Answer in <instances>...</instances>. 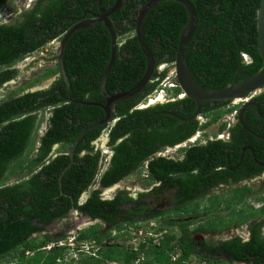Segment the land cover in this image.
Here are the masks:
<instances>
[{
    "label": "trees",
    "instance_id": "obj_1",
    "mask_svg": "<svg viewBox=\"0 0 264 264\" xmlns=\"http://www.w3.org/2000/svg\"><path fill=\"white\" fill-rule=\"evenodd\" d=\"M148 1L124 0L116 17L109 19L113 27L117 26L121 32L117 34L116 58L106 82L108 95L129 92L146 72L147 58L141 50L135 29L138 15ZM190 1L197 9L199 19L186 55L195 82L207 91H216L234 83H243L256 75L263 67L258 48L257 25L261 0ZM115 2L103 0V7L109 10ZM99 4L100 0H38L33 10L19 16L11 25L0 24V89L17 78L19 71L15 67L20 62L42 51L54 40L64 38L86 13L88 19L97 18L100 14ZM12 5L13 0H0V14ZM188 22L187 9L173 1L158 5L148 15L144 37L156 62V72L164 63L175 64L180 38ZM124 39L126 42L120 45ZM112 44V34L104 23L75 33L67 41L63 56V68L69 83L58 62L56 69L48 70L34 82L13 93L9 99L0 102V264H100L102 260L133 264L141 254H144L142 264H194L193 259L197 260L196 264H264V239L260 235L264 223L254 225L251 229L253 238L249 242L244 243L238 239L222 243L217 248L213 247V242H206L199 249V243L193 240L190 233L192 222L189 221L160 222L157 232L167 233L159 247L151 240L149 249L142 244L138 253L115 244L101 250L102 260H91L85 253L79 252V261L74 262L68 256L75 252H69L66 247L42 250L51 243L67 238L65 233L52 237L46 232L55 222L66 221L72 210L103 224L77 232L76 240L80 245L93 241L98 244L117 241L136 224L135 221L121 220L122 216L129 218L125 205L135 203L124 192L113 200L104 201L101 192L94 191L84 205H79V200L95 184L101 172L102 154L95 150L93 143L109 125L88 132L80 140L74 163L66 171L71 164L70 154L77 138L106 118L105 110L99 106L70 102V92L77 101L106 104L102 84L111 62ZM167 75L168 72H164L161 78ZM56 76L59 78L51 88L25 93L44 80ZM158 88L160 82L155 83L151 93ZM181 92L178 88L173 95L177 96ZM147 95L139 100V96L130 97L118 102L114 108L113 119L118 121L109 135L111 146H115L114 155L109 170L101 179L102 187H111L131 175L142 174L144 165L158 150L156 135L147 136L143 131L145 120L152 109L133 111ZM254 101L260 105L264 115V93ZM228 104L231 102L225 105ZM226 106L222 111H206L204 117L210 119V122L205 128L217 125L226 115L240 107ZM195 108L196 105L192 104L184 117H190ZM47 110L51 111L47 121L48 131L40 137L39 130ZM254 119L253 126L258 129V123L263 121L258 120L256 114ZM249 121L246 123L251 127ZM167 125L174 126L171 123ZM226 128L227 125H223L221 131ZM154 131L159 132L156 128ZM243 132L242 125L238 124L233 130V141L230 144L217 142L212 146L193 148L187 160L179 165L166 159L152 161L150 170H146L150 178L147 184L164 181L168 188L176 187L179 183L171 175L181 173L184 181L179 185L182 186L179 195H182V201L186 204L196 199L198 194L204 195L208 185L217 186L231 180L234 183L248 179L250 166L246 161H241V152L246 145L252 146L254 151L256 147L246 141ZM262 134L264 136V132ZM39 138L40 147L36 149ZM187 138L167 140L164 144L178 143ZM56 145H61L62 155L52 160L50 155ZM224 148L230 150L232 169L238 168L231 176L212 167L218 164L215 160L221 159ZM208 158L210 166L204 163ZM38 168L41 170L38 171ZM263 171L264 168H258L251 175ZM15 177L20 180L13 184L11 181ZM228 177H231L230 180ZM252 191L250 188L233 190L226 205L217 195L210 199L209 204L185 207L183 214L178 216L209 215L207 220H201L194 232L210 233L234 226L241 227L252 219L264 217V207L259 211L246 209L245 198L250 197ZM224 211L230 213L224 217L218 216ZM147 220L159 222L158 216L148 217L144 221ZM103 228L110 229L103 232ZM27 252L34 255L27 257ZM219 255H225L227 261L219 258ZM174 257L178 259L173 260Z\"/></svg>",
    "mask_w": 264,
    "mask_h": 264
},
{
    "label": "flooded vegetation",
    "instance_id": "obj_2",
    "mask_svg": "<svg viewBox=\"0 0 264 264\" xmlns=\"http://www.w3.org/2000/svg\"><path fill=\"white\" fill-rule=\"evenodd\" d=\"M150 1H148L147 3H149ZM37 2H38V0H37ZM37 2H36V4H37ZM147 3H146V5H147ZM35 6L32 8V10L35 8ZM8 7H10V6H8ZM142 9H141V11H142ZM99 11H100V9H99ZM141 11H140V13H141ZM2 13L0 14V19H1ZM116 14L117 13L111 15L109 17V19L116 17ZM22 15H20V16H22ZM87 15L88 14L86 13L82 18H80V23H83V22L88 21V20L96 19V18L88 19ZM98 16L99 15H97L96 17H98ZM3 23L4 22H1V20H0V24H3ZM11 24L12 23H10V25ZM110 24H111L112 29L115 33L116 38H117L118 37L117 34H119L121 31L119 30V28L117 26L113 27L111 21H110ZM104 25H106V24L104 23ZM115 30L117 31V33L115 32ZM135 35H136V29H135ZM63 39L64 38L58 39L60 41L59 43L61 46L63 43ZM58 40H54L51 43H55ZM125 42H126V39H124L123 43H120V45H123ZM60 49H61V47L59 48V50ZM59 50L56 53L58 61H59V53H60ZM36 53H38V52H36ZM32 56H30V57H32ZM30 57H27L26 59H28ZM166 70H167V68L165 67V64H162L157 69V72H156V67H155L151 81L137 95H135V96H139L137 98V100H139L141 97L148 94L145 97V99L137 107H135L133 109V111L152 109V113L149 114L145 120L146 127L144 128L143 131L146 133L147 136L148 135L152 136L154 134L156 135L155 144L158 147V150L155 151V153L152 155V157L144 165L146 170L147 171L150 170V165H151L150 163L156 159H166L167 161H171L174 164L179 165V164H182V162H185L187 160L188 153L193 148L212 146L213 144H215L217 142H223L226 144H230L233 141V130L237 128L238 124H241L243 127V130H244L243 135L246 136V138H245L246 141H250L251 143L255 144V147H256V150L254 151L252 146L246 145L242 148V152H241L242 153L241 154V161H246L248 163V165L250 166L248 169V172L250 173V177L248 179H243L240 181H236L234 183H232L233 181L231 180V181H229V183H220L217 186L208 185V186H206L207 188L204 190V195L198 194L196 199L190 200V201H188V203L184 204L182 201V195H179L181 193V190H182V186H179V185H181L184 181L183 175L181 173L171 175L179 183L176 187H172V188H168L167 186H165L164 181L153 182L152 184H147V182L150 181V178L147 176L146 180H143V181L146 182L147 186H150L149 187L150 189L148 191L139 190V191L135 192V194H137V196H133L132 194H129L130 190H126V188L124 190H122L121 188H117V190H119V192L116 193L114 197L119 195V193L124 192L127 194L128 198L131 201L135 202L134 204H126L125 205V211L127 212V214H129V218L126 219L124 216H122L121 220L123 222L135 221L136 223H138L140 221H144L148 217L158 216V219H159L158 225H160L159 224L160 222H162V223H167V222L183 223L184 222L185 223V222L191 221L192 224L190 225V233H191L192 237L196 236L193 238V240H195L196 242L199 243V245H198L199 249L201 246H204L206 244V242H213L214 243L213 247H215V248L219 247L222 243L231 242V241H235L238 239L242 240L244 243L249 242L253 238V234H252L251 229L256 224L258 225V224L264 223V217L252 219L249 223H247L241 227L234 226L233 228L228 229V230H224V231L220 230L219 232L212 231L210 233H203V232H199V231L194 232V230L200 226L201 220H203V219H201L200 215L196 216V217H194V216L179 217L178 215L183 214L182 210L185 207H187V208L194 207L195 205H198L199 203L209 204L210 199H212L213 197H215L217 195L220 197L223 204L226 205L228 203V200L231 199L230 197L232 196L233 190L239 191V190H243L245 188H250L253 190L252 193L250 194V197H248L247 199L245 198L246 209L249 211H259L264 207V200H263L264 199V190L256 195L254 192L255 189L252 186V185H254L255 187H257V185H261L264 182V171L262 173H257L255 175H251L254 171H257L258 168H264V145H263L264 144V136L262 134L264 132V115L261 112L260 105L254 101L256 97H258L264 93V88L262 89V91L260 93H257L256 95H253L252 97L248 98V100H249L248 103L254 104V105H251L245 109V111L243 112L242 118L240 117L241 112H242V107L244 106V104L246 102L244 104H241L239 109H237L233 114L229 113L228 115H226L224 117V119H221L219 122L220 124L218 123L219 124L218 129L220 132L214 137V135L211 136L209 134L208 130H209V128H212L213 126H216V125H212L208 128H205V125L210 122V119H206V121H203V120H201L200 117H202V116L204 117V114L206 113V111L214 112L215 110H218V109H219V111L224 110L225 106H226L225 105L226 102L209 103V104L202 105L200 108V114L197 117L193 118L197 112V104L191 99H190L191 101H187L186 99H189V98L184 93L180 97L176 96L177 98H172V96H171V92H172V94H174V90H169L170 93H167V94L165 93V96H162V97L154 96L157 89L153 93H151L152 92L151 90L154 88L155 83L160 82V85H161L162 80H163L161 78V76L164 72H167ZM146 71H147V68H146ZM145 74H146V72H145ZM145 74H144V76H145ZM168 77H169V74L167 75L166 78H168ZM122 93H127V92H122ZM118 94H121V93H116L112 96H116ZM123 100H125V99H123ZM123 100H120V101H117L114 103L113 115H114V108H115L116 104L118 102L123 101ZM234 103L235 102L232 101L231 104H228L226 107L231 108L232 106H234ZM96 104H98V103H96ZM106 104H107V102H106ZM106 104H104V105H106ZM192 104L196 105L195 112L188 118L184 117V115H186L189 112V110L191 109ZM99 105H103V104H99ZM255 105L259 106L260 112ZM252 112H255V113H252ZM254 114L257 115L258 120L263 121V123H258V129L253 126L252 121L255 120ZM251 116H252V118H251ZM248 119L251 120V121H249L251 127L248 126L246 123ZM117 121H118L117 119H113V117H112L111 123L107 124L109 126L103 132V135L107 132L106 146L111 151V154L110 153L108 154V157L106 160L107 164L104 166L106 168L104 170V175L109 170L110 163L112 160L111 157H113V155H114L113 148L115 146H111V141H110L109 135H110L111 129L115 126ZM242 121H243V123H242ZM167 123H171L174 126L170 127L167 125ZM223 125H227V128L225 130L221 131V127ZM155 128H156V131L159 130V132H155L154 131ZM256 129H257V132H256ZM41 130L42 129L39 130L40 137L44 136L45 132L48 131V125L45 128V130L42 131V133H41ZM193 131H195V132L192 133ZM189 135H191V136L188 137ZM184 137H186V138L188 137V138L185 139L184 141H181L178 143L177 142L174 144L169 143L168 145L164 144V142L167 140L176 141V140H178L180 138H184ZM252 138H253V140H252ZM99 139L97 141H99ZM97 141H95L93 143L94 147H96ZM40 143H41V139L39 138L36 142V149H38L40 147ZM55 147L61 148V145H56L53 147L52 153L50 155L52 160H54L58 156L62 155V153H60V151L58 152V154H56L58 156L54 155V148ZM95 150L101 152V150H99L97 148H95ZM223 151H222L223 154H222L221 159L218 161L215 160V162H217L218 164H216L214 162L215 165H213L212 167L214 170L225 171L226 175L231 176L232 174H234L235 171H237L238 168L232 169V167H231V165H232L231 164V155L229 154L230 150L228 148H224ZM36 152H37V150L35 151V153ZM101 154H102V158H103V156L105 155L104 152L103 153L101 152ZM248 154H250L249 157H247ZM215 156H216V154H215ZM109 158H111V159L108 161ZM253 161L256 164H254ZM101 162H102V160H101ZM204 163H205V165L209 164V166H210L209 158L207 161H204ZM244 167H246V166H244ZM39 170H41V168H38V171ZM195 173H197V172H195ZM210 178L212 179V175L210 176ZM230 178L231 177H228V180H230ZM100 182H101V180L100 181L97 180L95 182V184L93 185V187L97 186V188H95L93 191H90L93 188V187H91V189L88 192L83 194V196L79 200V205H81V206L84 205L88 201V199L90 198L91 193L94 191H100L101 192V199L104 201H107L108 199L105 198L106 192H108L110 190V193H111V192H113L111 190L112 188L114 189L116 186H119V183H118L117 185H114L111 187H102ZM194 186H195V184H194ZM194 190H196V189H194ZM196 192H197V190H196ZM256 205H258V208ZM222 207L225 208L226 206H222ZM229 213H230V211H224L222 213H219L218 216L224 217V216H227ZM77 215H79L80 218H77L78 220L76 221V219H74V217H76ZM161 217H163V218H161ZM209 217H210L209 215H206V218H204V219L207 220ZM86 219L88 220L89 225H90L88 228H91V227L96 226L98 224L103 225L102 222L99 220H92L89 216L80 215V213H78V211L72 210L69 213L68 218H66V221H70V224L66 223L69 225H67V228L65 229V231L63 230L61 233L66 234L71 229H74V228L78 229L79 226L82 225L83 222H87ZM64 221H61V222H64ZM195 221H196V223H194ZM57 222H59V221H57ZM83 224H85V223H83ZM202 224H203V222H202ZM53 225H50L47 228V230H49ZM109 229L110 228H108L105 231H108ZM135 230L136 229H132V228L128 229L127 231H125L126 235L122 238H126L127 240L128 239L131 240L134 237L133 233ZM105 231H103V232H105ZM61 233H59L56 236H59ZM166 233H167V231H163V232H160L159 234H156V236H158V238H156L155 240L158 243H156L155 245H157L159 247L160 241L162 239V237H159V235L164 236ZM260 233H261L260 234L261 238L264 239V224L260 230ZM212 234L215 235L214 236L215 239L209 240V241H204L203 237L208 236V235L210 236ZM200 238H202V239H200ZM115 244H117V241H108V242H106V244H98V247H96L95 250H92L93 251L92 256L88 255V254H86V255L89 256V258L91 260H102L101 255H100L101 250H103L105 248V246H114ZM118 245H120V244L118 243ZM122 246L125 247L123 244H122ZM146 249H149V246H146ZM219 258H223L224 260L227 261L225 255H219ZM72 260L74 262H78L79 257L75 254V259H72ZM107 262H109L110 264H122V262H120V261L118 262V261H103V260L101 261L100 264H106Z\"/></svg>",
    "mask_w": 264,
    "mask_h": 264
},
{
    "label": "water",
    "instance_id": "obj_3",
    "mask_svg": "<svg viewBox=\"0 0 264 264\" xmlns=\"http://www.w3.org/2000/svg\"><path fill=\"white\" fill-rule=\"evenodd\" d=\"M124 0H116L115 5L113 8L110 10H106L103 7V0H100L99 4V9H100V14L99 16L94 19V20H88L83 23L78 24L75 26L68 34L65 35L63 39V43L61 46V49L59 50V61L61 63L62 67V73L65 77V80L67 83L68 79L66 77V73L63 68V56L66 48V43L67 41L77 32L88 29L90 27H94L99 25L100 23H105L106 27L109 29V31L112 34V47H113V53H112V58L111 62L106 70L103 84H102V93L104 97L106 98L107 104L106 105H99L93 102H82V101H77L76 99L73 98L71 92H70V102L80 104V105H85V106H99L103 108L106 112V118L102 121H100L98 124L94 125L93 127L88 128L85 130L76 140L75 144L72 147L71 150V164L69 167L66 169H70L74 163V158H75V152L76 148L80 142V140L88 133L91 132L97 128L104 127L105 125L111 123L112 117H113V105L115 102L127 99L130 97H133L137 95L152 79L153 73L156 67V63L154 60V57L149 49V47L146 44L145 37H144V25L145 21L150 14V12L157 7L158 5L173 1L180 3L183 5L189 14V22L187 26L184 28L181 38H180V43L178 46V52L176 56V62H175V69H176V75H177V80L179 83V86L181 90L186 94V96L193 100L197 104V112L194 115L193 118L197 117L200 114V108L202 105L209 104V103H218V102H239L245 99H248L249 97H252L253 95H256L257 93H260L262 89L264 88V0H261V6L258 10V15H257V25H258V48L259 52L261 54V57L263 59V67L260 69V71L254 75L252 78L248 79L247 81L237 84L234 83L233 85L221 89V90H216V91H207L200 87L193 77L191 76L188 64H187V47L191 40L193 39L197 28H198V12L193 3L190 0H151L147 5L142 9L141 13L139 14L136 22V36L137 39L140 43V47L142 52L147 58V71L145 76L141 79V81L129 92L127 93H121L116 96H110L108 95L106 91V82L107 78L109 75V72L114 65L115 58H116V52H117V38L115 36V33L112 29V26L110 24L109 17L119 11L123 4ZM251 105L250 103L244 104L242 107V112H241V118L243 117V112L245 109ZM259 112V106L255 105ZM243 123V121H242ZM65 171V172H66ZM64 172V174H65Z\"/></svg>",
    "mask_w": 264,
    "mask_h": 264
},
{
    "label": "rangeland",
    "instance_id": "obj_4",
    "mask_svg": "<svg viewBox=\"0 0 264 264\" xmlns=\"http://www.w3.org/2000/svg\"><path fill=\"white\" fill-rule=\"evenodd\" d=\"M36 2H37V0H13V5L8 7L2 13L1 19H0L1 22H4L3 24L12 23L16 19H18L20 15L30 12L32 10V8L36 5ZM59 42L60 41L58 40L55 43L49 44L45 49H43L42 51H40L38 53H35L32 57L20 62L15 67L20 72H19L16 79L11 81L10 83L5 84L0 89V102L9 99L13 93L20 90L21 88L28 85L29 83L34 82V80H36V79L40 78L41 76H43L44 74H46V72L48 70L57 68L59 61L57 59L56 53L58 52L59 48L61 47ZM171 67H172L171 65H169V67H167V70L169 72L171 70ZM58 78H59V76H56L54 78L44 80L42 83L37 84L35 87L27 90L25 93H27V92L33 93V92H39V91L47 90V89L51 88L53 83ZM237 105H239V103L235 102L234 106H237ZM50 112H51L50 110H47L45 113V121L42 125L41 133L47 127V121L51 117ZM219 124H217L216 126H213L212 128H209L208 132L211 136L214 135V137H215L220 132L218 129ZM106 142H107V132L101 136L99 141L96 142L95 148L101 150V152L102 153L104 152V154H109V153L111 154L110 149L106 146ZM59 151H61V148L55 147L54 148V155L58 154ZM56 156H58V155H56ZM18 179H19V177H15L11 181V183L14 184L15 182H17ZM143 180H146L145 173L141 174L140 176L133 175L131 178L123 181L119 186H116L115 189H112L113 192H111V193H110V191H108L109 193L106 192L105 198L110 199V200L113 199L115 194L119 192V190H117V188H121L122 190H124L126 188V190H130L129 194H132L133 196H137V194H135V192H137L139 190L148 191L150 189L149 188L150 186H147L146 182ZM252 186L255 189L254 192L256 195L264 190V182L261 185H257V187H255L254 185H252ZM95 188H97V186L93 187L90 191H93ZM256 206L258 208V205H256ZM200 217H201V219H204V218H206V215H202ZM77 218H80V216L77 215L76 217H74V219H76V221L78 220ZM66 223L70 224V221L56 222L46 232V234L49 236H52V237H58L56 235L61 233L63 230L65 231V229L67 228V225H69ZM83 223H85V224H83ZM83 223H82V225L79 226L78 229L74 228V229L69 230L65 236L66 237L75 236L77 234V232L85 230L90 226L88 220H87V222H83ZM143 223L148 224L149 221L143 222ZM194 223H196V221ZM145 227H146V224H145ZM106 229L107 228H103L102 231H105ZM214 236L215 235H213V234L210 236L208 235V236L203 237V239H204V241L213 240V239H215ZM194 237H196V236H193V238ZM200 239H202V238H200ZM118 243L120 244L119 246L122 247L123 240H120ZM196 262H197V260L193 259V263L195 264Z\"/></svg>",
    "mask_w": 264,
    "mask_h": 264
},
{
    "label": "clouds",
    "instance_id": "obj_5",
    "mask_svg": "<svg viewBox=\"0 0 264 264\" xmlns=\"http://www.w3.org/2000/svg\"><path fill=\"white\" fill-rule=\"evenodd\" d=\"M246 60H248V59H246ZM165 64V67L167 68V67H169V65H171V64H166V63H164ZM172 67H171V70H170V72L168 71V70H166L167 72H168V74H169V77L168 78H164L163 80H162V83H161V85H160V88H158L157 90H156V92H155V95L154 96H157V97H162V96H165V94H162L161 93V91H165L166 92V94L167 93H170L169 92V90H176V89H178V88H180V86H179V83H178V80H177V75H176V69H175V64H173V65H171ZM175 74V77H173V75L172 74ZM171 83H173L175 86H173V87H170L169 85L171 84ZM167 85V86H166ZM166 86V87H165ZM181 89V88H180ZM182 91V90H181ZM184 92L182 91L181 93H179L178 95H177V97H180L182 94H183ZM185 94V93H184ZM186 95V94H185ZM171 96H172V98H177L176 97V95H173L172 94V92H171ZM247 103V102H249V100L248 99H245V100H242V101H239L238 103H239V105L241 106V104H244V103ZM245 103V104H246ZM239 105H237V106H239ZM234 113V112H233ZM233 113H231V114H233ZM201 118V120H203V121H206V119L207 118H205V117H200ZM108 154H105L104 156H103V158H102V162H101V172H100V174H99V177H97V180H101L102 178H103V176H104V170L106 169L104 166L107 164V156ZM112 158V157H111ZM111 158H109L108 159V161L111 159ZM143 173H145V175H146V177H147V171H146V168L144 167V171L142 172V174ZM135 176L137 175V174H134ZM141 175V174H140ZM140 175H137V176H140ZM133 175H131V176H129L128 178H126L125 180H127V179H129V178H131ZM20 180V178L17 180V182ZM125 180H122L121 182H119V185L123 182V181H125ZM117 185V184H116ZM93 187V186H92ZM116 188V187H115ZM114 188V189H115ZM91 189V188H90ZM113 189V188H112ZM111 189V190H112ZM110 191V190H109ZM115 198V197H114ZM113 198V199H114ZM113 199H111V200H113ZM108 200H110V199H108ZM143 222H148V221H140V222H138V223H136L135 224V226L133 227V229H136V228H138L140 225H144V224H146V227L149 229V228H151L150 227V224L152 223V222H155L156 224H157V227H154L153 229H150V230H153L156 234H159V232H157V230H158V228H159V225H158V223L155 221V220H149V223L147 224V223H143ZM147 229V230H148ZM113 234H115V232H113ZM71 237H73V236H71ZM75 237H76V235H75ZM161 237V236H160ZM68 238H70V237H67L66 239H68ZM162 238H163V236H162ZM124 238H120L119 240H117V243L120 241V240H123ZM156 238H152V239H150V240H148V244L146 243L145 245L146 246H150V244H151V240H153V244H156V240H155ZM76 242H77V240H76ZM89 244H93V245H96V247H98V243H96V242H88ZM77 244H78V242H77ZM143 244V243H142ZM141 244V245H142ZM79 246H80V244H78ZM140 245V246H141ZM96 247L95 248H92V250H95L96 249ZM140 249V248H139ZM43 251H46L45 250V248H43L42 249ZM127 250V249H126ZM128 251V250H127ZM130 252H133V251H130ZM139 252V250L137 251V252H133V253H138ZM30 255V256H29ZM34 255V253H30V252H27L26 253V256L27 257H32ZM77 256H78V254H77ZM68 257H70L71 259H75V254H73V253H71V255H69ZM143 261H144V254H141V255H139V259L136 261V262H134L133 264H142L143 263ZM3 264V263H2ZM12 264H15V263H12ZM106 264H110L109 262H107ZM122 264H124V263H122ZM198 264H209V263H198Z\"/></svg>",
    "mask_w": 264,
    "mask_h": 264
},
{
    "label": "built area",
    "instance_id": "obj_6",
    "mask_svg": "<svg viewBox=\"0 0 264 264\" xmlns=\"http://www.w3.org/2000/svg\"><path fill=\"white\" fill-rule=\"evenodd\" d=\"M173 77H175V74H172ZM167 86V85H166ZM165 86V87H166ZM170 87L175 86L173 83H171L169 85ZM162 94H165V91H161ZM151 228H147L144 225H140L138 228H136V230L134 231L133 235L134 237L131 240H127L126 238H124L123 240V245L125 246V248L128 251H133V252H137L140 248V245L146 244L148 242V240L152 239V238H158V236H156V233L153 230L154 227H157V224L155 222H152L150 224ZM133 229V228H132ZM148 229V230H147ZM161 235H159L160 237ZM162 237V236H161ZM158 243V242H156ZM148 244V243H147ZM60 248V247H66L68 248L69 252H75V254L77 255L79 252L88 254V255H93V251L92 248H95L96 245L93 244H89V243H81L80 247L78 246L77 242H76V237H70L68 239L65 240H61L59 242H54L51 243L49 246H47L45 248L46 251H50L52 248ZM178 257H174L173 260H177Z\"/></svg>",
    "mask_w": 264,
    "mask_h": 264
}]
</instances>
